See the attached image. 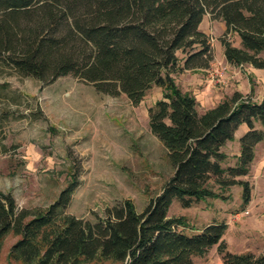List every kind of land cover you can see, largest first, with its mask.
Here are the masks:
<instances>
[{
	"label": "trees",
	"instance_id": "trees-1",
	"mask_svg": "<svg viewBox=\"0 0 264 264\" xmlns=\"http://www.w3.org/2000/svg\"><path fill=\"white\" fill-rule=\"evenodd\" d=\"M226 25L221 38L229 64L264 69V0H0V65L50 84L73 75L110 96L127 95L134 105L153 86L163 98L149 109L153 134L168 151L174 174L162 192L139 212L130 199L85 220L67 214L79 185L77 173L45 210L20 209L0 191V254L9 232L20 236L9 258L18 264H193L219 244L223 264H264V254L227 251L226 223H211L195 235L169 217L174 199L183 206L225 198L220 190L242 187L243 205L252 199L250 173L258 143L264 142V98L240 92L199 113L196 97L174 75L205 70L214 61L206 15ZM235 33L241 47L228 35ZM241 154L223 167L222 148L240 125Z\"/></svg>",
	"mask_w": 264,
	"mask_h": 264
},
{
	"label": "rangeland",
	"instance_id": "rangeland-1",
	"mask_svg": "<svg viewBox=\"0 0 264 264\" xmlns=\"http://www.w3.org/2000/svg\"><path fill=\"white\" fill-rule=\"evenodd\" d=\"M201 30L209 35L214 49L211 67L174 75L176 83L196 97L199 113L236 92L261 101L264 69L224 61L223 21L208 14ZM228 39L242 46L237 34H229ZM163 93L161 87L153 86L134 105L125 94L100 93L73 75L43 84L0 65V191L11 193L20 209L45 211L77 173L79 185L67 214L95 220L104 216L107 207L127 199L142 212L174 174L167 149L150 127L149 109ZM214 181L211 187L225 198H206L190 207L174 199L169 217L183 218L179 229L187 235L199 234L211 223H226L222 241L227 251L264 254V199L254 193L263 210L260 205L248 209L238 193L239 185L221 191ZM19 239L13 232L6 235L0 264H18L9 253ZM193 264H223L219 244L193 257Z\"/></svg>",
	"mask_w": 264,
	"mask_h": 264
},
{
	"label": "crops",
	"instance_id": "crops-1",
	"mask_svg": "<svg viewBox=\"0 0 264 264\" xmlns=\"http://www.w3.org/2000/svg\"><path fill=\"white\" fill-rule=\"evenodd\" d=\"M222 57L224 61L229 64L226 60L224 54V47L222 51ZM230 66H233L229 64ZM215 107V106H214ZM247 124H242L239 126L237 131L235 132V138L232 141L227 142V144L222 148V151L227 155V159L222 163L223 167L227 166H235L237 163V159L241 154V144L240 138L248 131ZM229 162V163H228ZM231 162V163H230ZM237 179L248 180L253 186L252 190V199L248 205V209L257 208L259 205V210H263V203H257L254 193L259 192L261 196V201L264 199V142H260L257 144L255 149V159L251 165L250 173L244 177H238ZM255 186V188H254ZM238 187V193L240 196L242 195V187ZM243 201V200H242Z\"/></svg>",
	"mask_w": 264,
	"mask_h": 264
}]
</instances>
